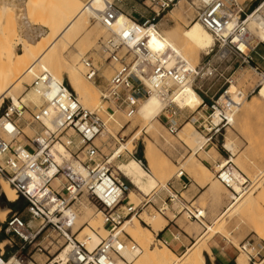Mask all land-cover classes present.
<instances>
[{
  "label": "built area",
  "instance_id": "obj_1",
  "mask_svg": "<svg viewBox=\"0 0 264 264\" xmlns=\"http://www.w3.org/2000/svg\"><path fill=\"white\" fill-rule=\"evenodd\" d=\"M122 1L106 2L98 17L92 18L107 31V36L93 51L97 60L86 55L81 59L83 76L93 84L102 78L100 68L112 71L100 89V108H84L68 84L43 71L34 75L25 88L37 101L18 98L0 115V180L24 201L28 215V220L16 213L5 219V234L16 237L20 244L11 255L0 250V264H117V260L128 264L123 252L128 249L138 255L141 251L132 241H125L126 235L121 238L117 230L126 220L139 218L138 210L143 207H153L160 215L169 208L198 223L204 219L201 211L182 198L186 184L181 183L178 189L173 185L182 174L166 184L162 190L166 198L153 193L137 206L127 202V188L110 171L95 144L105 129L100 113L102 106L107 105L104 111H118L131 118L145 98L155 95L164 103L159 116L168 134L176 136L182 124L189 122L204 138L203 147L213 146V140L231 127V120L254 90H230L231 83L227 81L226 89L209 96L208 90H203V82L222 77L220 63L232 62L237 68L259 70L252 65L259 43L249 44L248 19L264 26V1L245 14L236 0L229 5L224 0H187L195 9V21L213 38V46L205 54L211 59L194 67L173 51L148 48L147 28H157L156 19L176 0H143L149 3L152 17L141 16V23L128 17L130 23L115 29L117 16L122 13L118 4ZM258 58L264 62V57ZM187 84L200 98L194 110L174 102L178 89ZM25 129L33 134L26 135ZM229 161L230 158L219 164L215 178L228 191L234 184L244 190L246 178L238 181L234 175L236 167ZM82 197L97 204L108 232L93 250L75 237L79 228L73 206ZM176 204L179 208H174ZM8 246L13 247L11 242ZM240 249L252 264H264V254H259L254 245L246 243ZM36 255L45 260L38 262Z\"/></svg>",
  "mask_w": 264,
  "mask_h": 264
},
{
  "label": "rangeland",
  "instance_id": "obj_2",
  "mask_svg": "<svg viewBox=\"0 0 264 264\" xmlns=\"http://www.w3.org/2000/svg\"><path fill=\"white\" fill-rule=\"evenodd\" d=\"M185 1L186 4L182 16L180 18H173L172 21L166 19L167 12L174 8L177 3L176 0L167 11L160 14V16L156 19L157 29L172 28L178 33L186 29L188 24L195 20V10H191L188 1ZM256 1L258 3H261L264 0ZM31 2L34 3V5L30 3V0H0V76L5 70L1 63V54L5 50L14 48L18 53H20L22 50V43L24 41H29L32 44H35L34 49H38V47L43 42L51 37L52 30L56 32V25L58 28L66 20V16L63 14L66 12L64 6L69 2V0H31ZM123 2H125V0H123L122 3L118 5H122ZM132 3L141 10H146L150 13L149 3H144L143 0H134V2ZM3 4H6L5 8H3ZM30 5L32 6L33 10L32 14L29 11ZM123 6L124 5H122V7ZM61 14L62 18L59 19L61 17ZM58 21L60 22L57 24ZM43 22L51 24L53 23V29L48 25L41 26L43 25ZM89 29H92L93 36H91L92 38H90L88 42L83 41L85 35L84 33L81 35L78 34L79 36L76 34L74 35V37L71 36L70 39L68 38L66 45L61 41L57 42V44H55V46L52 47V49H50L48 53L50 54L51 50L53 52H56L57 49V52L61 53L59 54V57H61L62 59L65 58L66 60H71L74 57L73 55L75 52H80L82 56L86 55L94 57L97 60L98 58L93 53V51H96L98 49V43L102 38H105L107 36V31L100 27L94 20H92V18L89 19V27L87 30ZM258 43L259 45L256 51L259 54L264 55V42ZM57 45H59L61 48L62 46H64V48L61 49ZM53 52L51 53L53 54ZM54 55L56 57V53ZM207 59H211V56L206 57L205 53L201 52L200 58L196 62L197 64L194 63V65L196 64L195 66H197ZM254 59L256 60L257 64L261 65V68L257 72H255L250 67L237 68L236 66H234V64H232V62L222 64L220 63L219 66L223 74L222 77H216L203 82V90H208L209 96L220 94L222 90L226 89L229 86L228 82H232L230 86L233 84V87L240 88L245 93L254 90V93L248 98L247 101L242 104L238 112L235 114L234 118L232 119L233 124L231 125V127L226 130H222L220 136H217L213 140L219 152L224 154V158H215L217 165L222 160H228V158H230V160H232V164L247 178L245 189H248V187L251 186L250 188L252 191V196H254H251L250 198L254 205L252 204L249 210L243 211L239 208H237L238 210L235 208L236 211L231 210L228 213V216H225V218L220 220L221 224L219 223L218 219L227 208L228 203L232 201H230L229 199V191L222 184L217 182L215 178V171L218 170L217 168H215V166L214 169L209 170L208 173L204 175L196 169L197 165L195 164L196 168H194V165L193 168L197 171L194 173L193 169L189 167V164L188 162H186V160L191 154H194L195 157L196 152H194L187 143L181 141L178 134H176V136L168 134L166 128L163 126L160 120V116L151 121V124L154 126V130L146 131L148 123L140 118L137 113L133 117L127 118L123 113L118 111H111L109 109L107 111H104L107 108V105L102 106L103 112H101L102 114L100 113V117L103 123L105 122L104 125L106 130L104 129L102 135H100L95 140V144L100 148L105 160L108 161V159L114 154L115 149L120 144L125 143L135 133H139L137 140L133 142V148L131 152H127L126 150H124L119 154V156L113 159L110 164L108 163V166L112 173L114 172V169L117 165L125 164L130 159H134L140 163V166L148 174H150L148 165L143 157L144 145L147 142H150L155 147L158 153V163L159 165H162V169L156 174H153L156 180L157 187L149 195V197L153 193L158 194L160 197L163 194L166 195V193L162 190L165 189V186L168 182L174 181L176 174L179 171L183 172V176H181L180 178L181 180L184 179V176H187L192 180L191 183H193V185L190 187V193H183L182 198L186 202H192L193 208L204 212L205 217L202 220V225H199L197 223L190 225V223H192L193 221L187 219L185 215H183L182 219L185 220L188 225H190V227L192 228L191 230H193L196 235L200 234L203 231L202 229H204L206 225H211L213 222H215V229L218 228V233L217 230L214 229V227L212 228L213 234H211L212 231L210 233L213 236H211L209 240L211 256L204 255L206 264H235V259L239 254L245 257L246 260V256H244L242 252L238 251V249L246 243L254 245L256 247L255 250L258 251L259 254H264V241H262L259 235L256 233V231L259 230L260 233L264 234V221H262L264 220V201H261L259 199L260 195L264 194V101H255L254 99H252V97H254L257 93L262 78H264V63H261L257 56H255ZM82 73L81 75H83ZM100 75L102 78H100L96 82V84L89 82L91 86L98 90V100L100 104L95 107V109L100 108V106L102 105L100 101V89L105 85L106 81L110 79L112 71L111 69L104 67L101 68ZM63 81L67 84V80L65 77ZM26 85L28 84L23 82L20 85V89L16 91L17 100L25 93H28V90L25 91ZM233 87H231V90L233 89ZM10 100L12 99L7 97L2 98L0 102V115L10 104ZM251 100V104L253 103V100L255 102L252 104V109L248 111L247 105L251 106L249 104L250 102L248 101ZM82 106L88 110H95L93 108L89 109L84 105ZM108 117H111V119ZM107 119H110L108 123H106ZM185 124H189L190 128L196 131L189 122H185L184 124H182V126ZM106 126L108 128H106ZM107 129H109L110 133L114 134V137H112L111 134L107 132ZM24 132L28 136H31L33 134V131L30 129H25ZM196 132L198 133V131ZM227 141H231L233 143L234 151L233 153L227 152V155H225V153H223L225 152L223 149V145ZM212 150H214V148L211 145L206 148L202 146L200 151H197L199 153L198 157L196 156L195 159L205 165L201 161V158H204V152L207 151H209L211 155ZM113 175L121 180L127 188L125 197L127 196L129 190H134L127 179L121 177L118 174L113 173ZM206 180H209V183H215L216 191H218V193L220 192L218 195V199L212 200L208 197L206 193V186L201 188L203 182H205ZM196 184H198V186ZM137 197V199L134 198L133 200L132 204L134 206H137L142 200L147 199L146 197H143V195H138ZM258 202H260L261 204ZM257 203L259 204V206ZM84 206L92 209L95 214L100 211L99 207L93 200H86L85 197H82L73 206V209L76 210L77 214L76 223L82 221L84 222L85 220L82 217V209ZM177 207L179 208L178 204L174 206V208ZM0 208L9 210V212L5 216V219L8 218L11 214L16 213L23 219L28 220L24 201L21 198H17L14 202H8L4 194L1 192V187ZM146 208L147 206L143 207L141 210H138L139 218H137L136 216V219L139 221V224L141 226L149 229V226H147L143 222L144 219H152L153 217L162 218V216L155 212L153 208L149 207L148 210H146ZM166 215L169 218L172 217V215L168 212L166 213ZM99 217V226H102L105 229V227L103 226L102 215L100 214ZM91 219L92 220L87 221L83 225L88 226L89 222H93L95 225L97 218L93 216ZM4 221L0 222V243L5 242L2 249L4 250L5 254L11 255L18 248L20 243L16 237L5 234ZM219 228L223 231L219 230ZM94 232L98 233V230L94 228ZM77 233L75 234V237L78 241L82 242V240H79L80 238L78 237ZM123 234L127 236V240L125 241H132L141 250V254H143V247L145 246H148L147 249L149 251H153L161 247L158 246L154 236L151 237L141 234L139 238L140 242L137 243L136 241L132 240L130 236L124 231H121L120 233L121 238L125 239V236ZM51 235L52 237H55V234ZM106 236L104 238H106ZM8 242H11L13 246L12 248L8 246ZM162 247L166 246L163 245ZM251 254H254V252H251ZM181 255H175V257L179 259ZM210 258L212 259L210 260ZM34 259L38 262H43L45 260L43 256L38 255L34 256ZM255 263H257V261ZM250 264L252 263L250 262Z\"/></svg>",
  "mask_w": 264,
  "mask_h": 264
},
{
  "label": "bare ground",
  "instance_id": "obj_3",
  "mask_svg": "<svg viewBox=\"0 0 264 264\" xmlns=\"http://www.w3.org/2000/svg\"><path fill=\"white\" fill-rule=\"evenodd\" d=\"M109 1L111 0H69V2L64 6L66 12L63 14L66 16V20L58 28L56 25V32L52 30L51 37L45 42H43L38 47V49H34L35 44H32L29 41H24L22 43V50L20 53H18L14 48L5 50L1 54V58H2L1 63L3 65V68H5V70L0 76V102L2 98L7 97L12 99L10 100L11 103L16 104L17 102L16 91L20 89V85L23 82L29 85L31 82L30 80L34 77V75H38V73L40 74L41 72L44 71L51 74V76L58 79L59 81H62L65 77L68 86L76 94L80 104L84 105L85 107H88L89 109L92 108L95 109V107H97L100 104L98 100V90L93 86H91L89 81H86L84 76L81 75V73L83 72L81 59L84 56H82L80 52H75L73 55L74 57L71 60H66L65 58L62 59L61 57H59L60 56L59 54L61 53L57 52V49L56 52H53L51 50L53 54L51 52L49 54L48 51L52 49V47H54L55 44H57V42L59 41L63 42L66 45L68 38L70 39L71 36L74 37V35L76 34L81 35L84 33L85 35L83 41L88 42L90 38H92L91 36H93L92 29L87 30L89 27V19L97 18L99 13H101L106 7V2ZM30 3L34 5V3L31 2V0ZM185 4H186L185 0H177V3L174 6V8L167 12L166 19L172 21L173 18H180L184 12ZM5 7L6 4H3V8ZM190 9L192 10L194 8H190ZM29 11L31 14L33 13L31 5ZM61 18H62V14L59 19ZM59 22L60 21H58L57 24ZM127 23H130V19L124 14L120 13L117 16L114 28L116 29ZM52 24L43 22V25L41 26L48 25L53 29ZM248 27H249L248 41L250 45L253 46L256 45L258 42H264V26L254 21L253 18H249ZM147 30H148L149 50L162 51V52L166 50L173 51L174 53L182 57L191 67H194L197 64L196 62L199 60L201 52L207 54L208 50L213 46L212 36L200 25L199 22L195 20L190 22L186 27V29L184 30L181 29L182 31L180 33L176 32L172 28L157 29V28L149 27L147 28ZM62 48H64V46H62ZM55 53H56V57L54 55ZM194 63L196 64L194 65ZM233 86H234L233 84L230 86V90L231 87ZM20 98L22 101L25 100H30L31 102L37 101V97L30 92L25 93ZM252 99H254L255 101L257 100L264 101V78H262L257 93L254 97H252ZM254 100L253 103L255 102ZM174 102L180 107H188L194 110L199 105L200 98L190 87V85L187 84L178 89L177 96ZM248 102H250L249 104L251 106L247 105L249 108V109L247 108V110L250 111V109H252L253 103L251 104L252 100ZM163 105H164L163 101H161L160 98H158L155 95H151L145 98L141 102L137 114L146 123H148L147 124L148 127L146 131L154 130V126L151 124L152 123L151 121L159 116L163 108ZM108 118L111 119V117ZM110 119H107L106 123H108ZM232 124H233V120H231V125ZM106 128L108 127L106 126ZM107 132L110 133L109 129H107ZM198 133L192 130L189 124L183 125L177 132V134L179 135V139L187 143L193 149L194 152L200 150L204 144V138ZM110 134L112 137H114L113 133ZM138 136L139 133L137 132L133 136H131L125 143L120 144L115 149L114 154L108 159L107 162L110 164V162L113 159H115L117 156H119V154L124 150H126L127 152H131L133 148V142L137 140ZM55 148L59 153H62V148L60 146L56 145ZM223 149L228 153H233L234 145L231 141H227L226 143H224ZM208 155H210V153H208ZM211 156L212 158L218 156L215 150L211 151L210 157ZM143 157L148 165L150 174H148L140 166V163L134 159H130L125 164L117 165L113 172L114 174H118L121 177L127 179L130 185L133 187L134 190H129L127 194V202L129 204H132L134 198L137 199L138 195L141 196L143 195V197L149 196L157 187L156 180L153 174L159 172L162 169V165H159L158 153L155 147L150 142H147L144 145ZM186 162H188L189 167L193 169L194 173L197 170L204 175L208 173L207 168L202 163L198 162L195 159L194 154H191L187 158ZM224 162L225 160H222L221 162H219V164H224ZM229 162L232 163V160H230ZM195 164L197 165L196 166L197 168L195 167ZM219 164L216 165L217 169L219 168ZM193 165L194 168H196L197 170L193 168ZM181 174H183V172L179 171L177 172L176 175L180 176ZM241 174L242 173L236 168V172H234V175L240 182L244 178H246L243 174H242L243 176ZM209 182H210L209 180L203 182L201 188L206 186L207 187L206 193L208 197L212 200L218 199L219 198L218 195L220 192L218 193V191H216V185L214 182L212 183ZM217 182L219 181L217 180ZM196 185L198 186V184ZM0 187H1V192L4 194L8 202H14L18 198L17 195L14 193L13 189L9 187V185L6 182L4 181L2 182V180H0ZM250 187L251 186H249L248 189L242 190L238 184L232 185V190L229 191V196H230L229 199L232 202L228 203L227 208L218 219L220 224H221L220 220L225 218V216H228V213L231 210L234 211L235 208L236 209L239 208L245 211L251 208L253 203L252 200H250L252 196V191ZM259 199L261 201H264V194H261ZM8 212L9 210L0 208V222L4 221L5 216L7 215ZM82 213H83L82 217L85 220L84 222L82 221L76 223V227L80 228L77 234L78 237L80 238L79 240H82V243L86 246V248L88 250H93L102 240V238H104L108 234V232L102 226H99L100 212L95 214L92 209L84 206L82 209ZM201 214L204 216V212L201 211ZM93 216L97 218L95 225L93 222H92L93 224L89 222L88 226L83 225L87 221L92 220L91 218ZM143 222L147 226H149L150 229L141 226L139 224V221L135 217H132L131 219L126 220L124 224L121 225V227L117 230V233L124 231L126 234L130 236L132 240L139 243L140 242L139 238L141 234L152 237L153 234L150 230L152 229L153 231H156L158 228H161V226H163L164 224V220L161 217L160 218L153 217L152 219L146 218L144 219ZM199 224H202V221ZM214 224L215 222H213L211 225H206L204 232L203 233L201 232L202 234L196 239L194 244L188 247L179 259H177L175 255L166 247H162L163 246L162 243L157 241L156 242L158 246H161L159 247V249L149 251L147 249L148 246H145L143 247V254H141L140 252V255L139 254L137 255L136 253H131L127 249L123 252L122 255L129 261L128 264H206L204 255L205 254L210 255V251L207 247V242L210 240L212 236L211 234H213L212 228L214 227ZM94 228L98 230V233L94 232ZM220 228L219 230H222ZM215 230H217L218 233V228ZM256 233L259 235L261 240L264 241V234L260 233L259 230L256 231ZM4 243L5 242L0 243V250H2L3 252L4 250L2 248ZM239 251L242 252L244 256H246V260L245 257L239 254L235 260V264H250L248 255L244 253L241 249ZM62 256L63 253H61V257ZM211 259L212 258H210V260ZM28 264H34V263L30 262ZM117 264H123V263L121 262V260H117ZM254 264H260V263L257 262Z\"/></svg>",
  "mask_w": 264,
  "mask_h": 264
},
{
  "label": "crops",
  "instance_id": "obj_4",
  "mask_svg": "<svg viewBox=\"0 0 264 264\" xmlns=\"http://www.w3.org/2000/svg\"><path fill=\"white\" fill-rule=\"evenodd\" d=\"M231 1L232 0H224V2L227 5H229L231 3ZM236 1L244 9L245 14H249L251 11H253L260 4V2L258 3L256 0H236ZM132 2H134V0H125V2H123V4H122V5H124L123 7H122V5H118V7L120 8V10L122 11V13L125 16H127V17H129V18H131V19H133L139 23H141L143 21L141 16H144V17L149 18V19L152 17L151 12L149 13L146 10H141L136 5H134ZM252 56H253L252 65L257 66L260 69L261 65L256 63V60L254 59V57L255 56L264 57V55H261L256 51L255 54H253ZM261 63H264V62L261 61ZM213 148L218 155L217 157H213V158H212V156L210 157V155H208V153L210 151L209 150V151H207V153L204 152L205 156H204V158H201V161L207 166L206 167L204 165L208 169V171L214 169V166L217 165L215 158H224V156H223L224 154L219 152V150L217 149L215 144L213 145ZM198 153L199 152L195 153V155L197 157H198ZM223 153H225V155H227L226 151ZM196 156H195V158H196ZM182 176H183V174H182ZM186 177L184 176V179H182V180L180 179L179 181H175L173 184L174 187L177 189L180 187L181 183L186 184V189L182 190V194L183 193H187V194L190 193V189H191L190 187L193 185V183H191L192 180L190 178H188V177L186 178ZM164 198H166V195H164V194L161 195L160 199H164ZM159 204H160V201L157 200L156 206H158ZM189 204H191V206H192L193 203L190 202ZM148 208L149 207H147L146 210H148ZM167 212L172 215L171 218H169L166 215ZM161 216L164 220L163 226H161V228H158L156 231H153L152 229L150 231L152 232L156 241L160 242L164 246H166V248L168 250H170L174 255H181L188 247H190L194 244L196 239L205 230V227H204V229H202L203 230L202 233L198 234V236H197L196 233L193 230H191L192 228L190 227V225H193L195 222L193 221L192 223H190V225H188V223L182 219V217H183L182 214L173 212L169 208ZM197 224H199V223H197ZM199 225H202V224H199ZM190 232H191V234H190ZM209 244H210V241L207 242V247H208L210 254H211V248L209 247ZM239 250H240V248L238 249V251ZM205 255H207V254H205Z\"/></svg>",
  "mask_w": 264,
  "mask_h": 264
}]
</instances>
